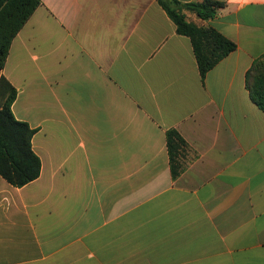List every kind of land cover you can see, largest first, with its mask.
Listing matches in <instances>:
<instances>
[{
	"label": "crops",
	"instance_id": "obj_1",
	"mask_svg": "<svg viewBox=\"0 0 264 264\" xmlns=\"http://www.w3.org/2000/svg\"><path fill=\"white\" fill-rule=\"evenodd\" d=\"M41 1L0 70L42 165L23 187L0 175V264H264V112L246 85L264 0L188 14L237 45L204 80L158 0ZM171 129L189 145L177 178Z\"/></svg>",
	"mask_w": 264,
	"mask_h": 264
},
{
	"label": "trees",
	"instance_id": "obj_2",
	"mask_svg": "<svg viewBox=\"0 0 264 264\" xmlns=\"http://www.w3.org/2000/svg\"><path fill=\"white\" fill-rule=\"evenodd\" d=\"M175 23L179 35L190 39L202 80L222 59L236 50L237 45L215 28L202 26L188 18L192 14L203 21L214 18L225 4L216 0L182 3L178 0H158ZM41 0H0V70L4 69L14 38ZM251 100L264 112V54L255 60L246 76ZM17 90L5 77L0 79V175L12 186L23 187L41 174V160L34 152L35 130L19 121L12 112ZM167 151L173 178L185 169L189 145L175 130L166 133Z\"/></svg>",
	"mask_w": 264,
	"mask_h": 264
}]
</instances>
